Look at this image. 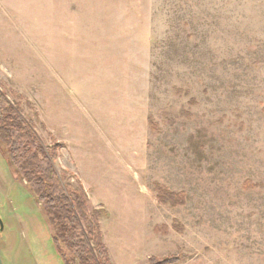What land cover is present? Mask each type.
I'll list each match as a JSON object with an SVG mask.
<instances>
[{
	"label": "rangeland",
	"instance_id": "374dc122",
	"mask_svg": "<svg viewBox=\"0 0 264 264\" xmlns=\"http://www.w3.org/2000/svg\"><path fill=\"white\" fill-rule=\"evenodd\" d=\"M0 91L111 264H264V0H0ZM35 199L0 140V264H63Z\"/></svg>",
	"mask_w": 264,
	"mask_h": 264
},
{
	"label": "trees",
	"instance_id": "16d2710c",
	"mask_svg": "<svg viewBox=\"0 0 264 264\" xmlns=\"http://www.w3.org/2000/svg\"><path fill=\"white\" fill-rule=\"evenodd\" d=\"M0 140L10 162L25 179L48 218L52 239L63 264H111L96 213L89 212L85 195L64 184L54 168L56 148L44 147L0 91ZM175 257L150 264H168Z\"/></svg>",
	"mask_w": 264,
	"mask_h": 264
}]
</instances>
